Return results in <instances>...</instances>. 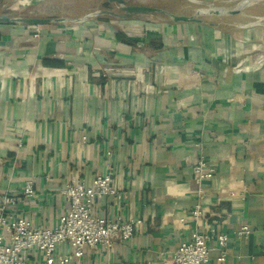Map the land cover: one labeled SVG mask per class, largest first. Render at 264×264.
Masks as SVG:
<instances>
[{
    "label": "crops",
    "instance_id": "0c3cea01",
    "mask_svg": "<svg viewBox=\"0 0 264 264\" xmlns=\"http://www.w3.org/2000/svg\"><path fill=\"white\" fill-rule=\"evenodd\" d=\"M186 1L166 10L194 16L243 0ZM252 4L199 22L155 13L0 24V205L20 196L8 213L52 228L69 209L61 189L91 184L110 161L118 195L96 197L94 213L140 223L78 264H171L194 230L229 235L226 261L213 239L206 264H264V19L251 24ZM199 159L211 179L196 180ZM243 225L250 233L237 237ZM30 264L45 256L32 251Z\"/></svg>",
    "mask_w": 264,
    "mask_h": 264
},
{
    "label": "built area",
    "instance_id": "2783aa9c",
    "mask_svg": "<svg viewBox=\"0 0 264 264\" xmlns=\"http://www.w3.org/2000/svg\"><path fill=\"white\" fill-rule=\"evenodd\" d=\"M111 152L107 155L111 157ZM197 181L211 179L215 169L206 160L199 159L193 165ZM114 167L109 161L107 171L96 176L91 184L82 181L68 183L61 189L67 199L69 209L61 215L52 227H39L22 215L8 213L7 209L15 207L20 196L6 194L0 205V264H30V253L38 251L45 256L46 264H78L87 248L103 247L109 251L117 240L133 237L139 220L121 222L96 215L93 205L98 196L118 195L113 185ZM23 195H35L33 182L28 181ZM198 221L202 217L200 205L192 211ZM235 235L242 237L250 233V227L243 225ZM216 240L219 250L218 262L227 259V233H206L194 230L189 239L180 241L171 257V264H206L210 259L208 241ZM62 246L68 252L60 251Z\"/></svg>",
    "mask_w": 264,
    "mask_h": 264
},
{
    "label": "rangeland",
    "instance_id": "374dc122",
    "mask_svg": "<svg viewBox=\"0 0 264 264\" xmlns=\"http://www.w3.org/2000/svg\"><path fill=\"white\" fill-rule=\"evenodd\" d=\"M34 4L28 5L25 0H11L5 6L0 7V14H10L12 16H52L56 18H80L103 8L118 10V5L108 3L105 0H29ZM130 3L158 6L170 11H182L187 4L186 0H128ZM260 2V4H252L247 8L253 13L256 21L257 17H264V2L262 0L252 1L251 3ZM264 1V0H263ZM22 2V4H20ZM237 7L240 2L233 3ZM232 5V6H233ZM221 8V7H220ZM225 8V7H223ZM244 9V8H243ZM246 10V11H247ZM251 19L248 17L246 20Z\"/></svg>",
    "mask_w": 264,
    "mask_h": 264
},
{
    "label": "water",
    "instance_id": "95a60500",
    "mask_svg": "<svg viewBox=\"0 0 264 264\" xmlns=\"http://www.w3.org/2000/svg\"><path fill=\"white\" fill-rule=\"evenodd\" d=\"M108 3H115L118 5V10L115 11L109 8H103L87 14L85 18L95 15H109L116 18H126L131 17L136 14H155L161 13L166 14L176 22H199L201 21L200 15H224V14H238L241 10L252 1L256 0H243L240 5L233 9L219 8V7H204L198 10L194 16H185V15H174L168 12L166 9L144 4H135L130 3L128 0H105ZM264 17H257V20L251 22L252 25L262 23ZM65 18H51V17H40V16H12L10 14H0V24L6 23H20L25 25H43L50 23L52 21H63Z\"/></svg>",
    "mask_w": 264,
    "mask_h": 264
}]
</instances>
